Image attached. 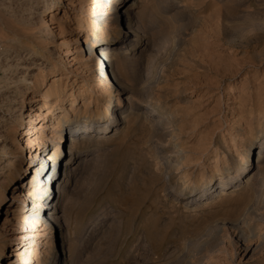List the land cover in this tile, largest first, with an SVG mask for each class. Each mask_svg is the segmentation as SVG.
Here are the masks:
<instances>
[{"label":"rangeland","instance_id":"obj_1","mask_svg":"<svg viewBox=\"0 0 264 264\" xmlns=\"http://www.w3.org/2000/svg\"><path fill=\"white\" fill-rule=\"evenodd\" d=\"M47 1L0 0V135L7 136L8 145L1 147L0 141V180L14 170L11 165L26 137H42L36 128L24 132L28 113L38 108V98L49 85L79 86L90 76V70L80 73L76 40L82 41L94 26L110 32L122 8L115 7L116 1L96 6L88 0H64L42 11ZM134 1L138 22L135 36L129 37L134 41H125L123 62L111 75L128 92L115 87L99 102L101 106L110 99L109 112L131 121L117 122L105 137L82 140L72 162L56 211L59 224L72 234L69 264H264V227L244 222L255 207L249 212L248 204L230 206L237 194L232 190L237 185L248 188L243 180L256 155L251 149L255 155L246 162V171L232 179L236 162L232 163L259 129L251 112L264 99V0ZM68 2L72 5L66 6ZM47 26L52 27L50 37ZM66 56L74 59L66 63ZM49 62L57 75L45 69ZM26 63L31 64L27 70ZM74 69L76 74L70 72ZM23 74L29 80L20 88ZM11 105V114L6 113ZM72 124L63 130V148L74 129L86 137L87 127ZM37 149L24 148V162L29 151ZM217 154L230 170L215 162ZM69 159L59 161L61 181L54 182L51 191L61 184ZM229 178L234 180L232 188L220 192L218 185ZM207 180L213 184L210 189L203 186ZM14 182H9L7 198L0 202V264H8L13 238H18L20 252L31 242V250L44 264L56 249L50 231L39 225H5ZM260 183L264 189V174ZM258 192L253 200L260 197ZM258 212L263 215L264 209ZM225 218L231 220L227 230L207 247L196 248L208 228Z\"/></svg>","mask_w":264,"mask_h":264},{"label":"bare ground","instance_id":"obj_2","mask_svg":"<svg viewBox=\"0 0 264 264\" xmlns=\"http://www.w3.org/2000/svg\"><path fill=\"white\" fill-rule=\"evenodd\" d=\"M62 1L64 0H49L44 3L46 8H44L42 11H45L46 9L49 10L55 7L57 3ZM88 1L96 3V6H104L116 1V8L122 6L119 12L116 11V23L113 25L110 32H104L101 30V28L94 26L85 32L84 39L82 41L77 39L75 42L80 43L78 50H76L78 56L75 57L76 62L80 63V73H85L87 70L92 72L89 77H85L86 79L80 82L79 86H77L75 82L68 84V86L59 82H52L49 85L47 92L43 94L42 99L41 97L38 98V100H40L38 108L28 113L29 119L27 125L25 126L24 133L26 135L35 128L40 130L42 137L38 139L26 137L24 145V148L33 147L35 149H37V146H39L37 149L38 151L34 153L29 151L28 160L27 162H24V148L20 144V146H18V159L11 165V168L14 170L9 171L8 176L0 180V202L4 203V199L7 198L5 191L9 189V182H14L15 179H17L13 183L15 189L10 193V195H8V197H10L8 198L7 202H10V204L6 211L8 214L5 217V225H10V228L12 229L39 225L43 229L49 230L52 237L54 238L53 242L54 246L56 242V249H54V252L48 255V257L44 260V264H69L73 258V255L71 256L73 246L72 234L70 233L68 227H62L59 224L58 219H60L61 216L59 215L60 212L56 211L59 208V203L64 199L65 183L71 175L69 169L72 167V165H74L72 162L79 154L80 147L83 144L81 143L82 140L84 142L87 137H105V135L111 133L113 129L117 128V122L128 123L131 121L130 119L125 118L122 113L116 114L109 112L111 107L110 99L106 100V102L102 104L103 106H99V102L103 101L106 98V93L108 94L115 87L116 89L118 88L120 93L128 92L123 82H121V80L116 76L112 78L111 75L113 70L116 71L115 68L119 66V63L121 64V61L123 62V60L120 58V55L123 51V45L125 44V41H134L129 39V37L134 35V26L138 22L135 16V1ZM71 5L72 4L69 2L66 3V6ZM42 11H40V14ZM37 16L40 18L39 14H37ZM46 28V37H50L49 35L52 34V27L47 26ZM87 51L88 56L85 55ZM29 59L33 58L31 57ZM73 59V57L66 56L65 62H71ZM31 61L32 62L30 63H34L33 60ZM49 64L50 67L47 65L45 69L50 73H54L52 76L57 75L58 72L54 68V65L51 62H49ZM30 66L31 64L26 63V70L29 69ZM37 67L39 69L42 68L40 65ZM70 72L76 74V69L70 70ZM28 80L29 79L25 76V74H23L21 78L22 85L20 88H22V86H24L25 82ZM73 80L76 81L75 78ZM87 80L90 81V83L87 82ZM69 90L70 92H68ZM90 92L97 94L98 96L93 98L92 93ZM17 99V97L10 98L8 102L10 104H14L15 100ZM127 100L128 102L126 103L129 105L128 97ZM91 104H93L92 107L96 106V108H91ZM13 106L11 105L9 108H7L6 113L11 114L10 111H12L14 108ZM116 106L121 109L119 102L116 104ZM143 113L147 114L149 112L144 111L142 114ZM251 114L252 118L256 119L258 122L259 127L257 128L259 129L255 131V138L250 139V144L246 147L243 145L244 149L239 157V160H236L234 163H232L235 166L236 162V166L234 168L236 175L234 178L232 177V179L235 181L238 180L239 176L246 171V162L251 159V154L254 153L255 155V151L251 153V149H256V155L251 159L252 169L248 172V178L243 180L246 185H248V188L243 189L240 188V185H237L236 188L232 190V192L237 191V194H235V197L232 201L233 203H230V206L236 205L241 207V205L245 206L248 204L247 209L254 206L255 208H251V212L248 209L251 214L248 213L246 220L244 221L243 219V221L245 223H250V225H252L254 228L260 229V227H264V214L261 215L262 213L258 212V210L264 209V205L262 203L264 189H262V184L260 183L264 174V99L260 105H254ZM105 115H107V117L103 119ZM34 121H37L38 123H35ZM68 124H72V126H75V128L80 126L87 127L85 129L86 137L81 138L80 134L78 135V133H76L77 131L74 129L67 135L69 137L67 140L68 147H65L67 148L65 149L63 148V142L65 141L66 135L63 130H65V126ZM0 137L2 138L0 140L2 143L1 147H8L7 136L5 134H1ZM41 148L43 149L42 152ZM44 150L47 152L43 153ZM4 151V154L13 153L10 152V150ZM66 158H70L69 162H71L62 172V182L56 188V190L52 189L51 191V185H53L54 182L61 181V174H57L59 161ZM42 160L45 161L44 164L42 163ZM215 162L217 164L220 163L221 169H229V167H225L226 162H224L223 158H221L218 154L216 155ZM253 167H256V170L253 169ZM31 169H33L32 174ZM72 169L75 172L78 167L75 166ZM221 177L222 176L219 175V179ZM230 179L231 178L220 182L218 185V190L220 192H226L232 188L231 183L234 180ZM249 184H251V187H249ZM208 185L209 189L213 185L210 184V180H207L203 186L208 187ZM182 187H184V185ZM257 190H259L258 195H260V197L257 200H253L251 197L253 195L255 196ZM203 192L206 194L207 190ZM55 195H58V198L54 203L53 198ZM47 210L48 212L50 211L49 215H43ZM35 211L37 213H35ZM244 214L246 215L247 213ZM253 214H256V216ZM239 220L237 222L235 221L236 224H240L241 220ZM56 223L58 226H55ZM230 223L231 220L229 218L214 222V224L209 227L208 230L199 238L198 242L196 243V248L203 249L204 247H207L214 241L215 238L227 230V228L230 226ZM58 234L60 235L58 236ZM59 239L60 241H58ZM17 240L18 238H13V242L10 245L12 249L8 254L9 256L6 257L8 264H40V261H38L37 252L33 250L34 248L31 250V242L28 247H25L22 252H20V242Z\"/></svg>","mask_w":264,"mask_h":264}]
</instances>
